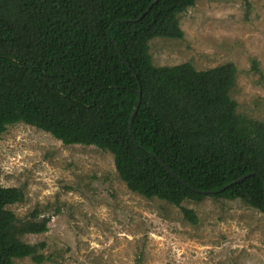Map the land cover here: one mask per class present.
I'll use <instances>...</instances> for the list:
<instances>
[{"label":"trees","instance_id":"trees-1","mask_svg":"<svg viewBox=\"0 0 264 264\" xmlns=\"http://www.w3.org/2000/svg\"><path fill=\"white\" fill-rule=\"evenodd\" d=\"M197 1L0 0V138L25 124L108 152L129 191L195 225L185 202L240 200L264 214V121L231 97L236 65L156 66L150 52L155 38H184L180 16ZM25 200L0 185V264L50 260L44 242L25 238L47 233L51 218L10 209Z\"/></svg>","mask_w":264,"mask_h":264},{"label":"rangeland","instance_id":"rangeland-1","mask_svg":"<svg viewBox=\"0 0 264 264\" xmlns=\"http://www.w3.org/2000/svg\"><path fill=\"white\" fill-rule=\"evenodd\" d=\"M180 25L182 40L150 42L154 64H235L231 97L240 113L264 121V0H198ZM0 185L25 191L10 208L18 217L37 208L51 218L47 233L25 238L46 244L44 264H264V214L242 201L185 202L192 224L182 208L129 191L110 153L66 146L25 124L0 138Z\"/></svg>","mask_w":264,"mask_h":264},{"label":"water","instance_id":"water-1","mask_svg":"<svg viewBox=\"0 0 264 264\" xmlns=\"http://www.w3.org/2000/svg\"><path fill=\"white\" fill-rule=\"evenodd\" d=\"M151 8V7H150ZM150 8L146 11V13L150 10ZM145 13V14H146ZM135 74V73H134ZM134 116H135V114H133L132 115V117H131V122H130V130L132 129V126H133V119H134ZM159 161L163 164V166L178 180V181H180L181 183H183V184H185L181 179H179L169 168H168V166L161 160V159H159ZM251 175V174H250ZM250 175H248V176H245V177H243V178H241V179H239L237 182H240V181H243V180H245L247 177H249ZM186 185V184H185ZM187 186V185H186Z\"/></svg>","mask_w":264,"mask_h":264}]
</instances>
